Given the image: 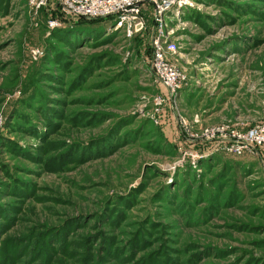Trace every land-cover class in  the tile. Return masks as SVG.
Here are the masks:
<instances>
[{"label": "rangeland", "instance_id": "obj_1", "mask_svg": "<svg viewBox=\"0 0 264 264\" xmlns=\"http://www.w3.org/2000/svg\"><path fill=\"white\" fill-rule=\"evenodd\" d=\"M48 4L0 0V264H264V149L206 136L264 122V0H174L160 29L145 0L129 32Z\"/></svg>", "mask_w": 264, "mask_h": 264}, {"label": "built area", "instance_id": "obj_2", "mask_svg": "<svg viewBox=\"0 0 264 264\" xmlns=\"http://www.w3.org/2000/svg\"><path fill=\"white\" fill-rule=\"evenodd\" d=\"M50 0H29L36 7L44 6ZM56 6L64 14L69 16H82L87 18H112L117 24L122 25L128 32L140 29L143 22L139 19L141 6L145 0H55ZM174 0H151L155 24L160 29L162 26V15ZM50 25L59 24L58 20H51ZM174 48V47H173ZM172 48V49H173ZM164 47L156 41L152 69L158 81L165 89L167 95L175 93L181 81V74L167 62ZM209 140H221L229 145L236 154L255 149H264V122L252 125L247 129L236 127L212 128L207 131ZM216 137V138H215Z\"/></svg>", "mask_w": 264, "mask_h": 264}, {"label": "trees", "instance_id": "obj_3", "mask_svg": "<svg viewBox=\"0 0 264 264\" xmlns=\"http://www.w3.org/2000/svg\"><path fill=\"white\" fill-rule=\"evenodd\" d=\"M46 9H53L57 19H59L60 21L66 22L69 19V15L64 14L62 11H60V9L56 6V1L55 0H50L49 4L45 7ZM72 18H75L74 22L76 24L78 23H85L86 21H88L89 19H93V20H98V19H94V18H87V17H80V16H70ZM62 22V23H63Z\"/></svg>", "mask_w": 264, "mask_h": 264}]
</instances>
